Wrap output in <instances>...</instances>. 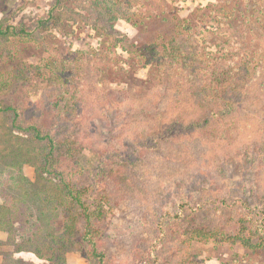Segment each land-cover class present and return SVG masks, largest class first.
Returning a JSON list of instances; mask_svg holds the SVG:
<instances>
[{
    "label": "rangeland",
    "instance_id": "1",
    "mask_svg": "<svg viewBox=\"0 0 264 264\" xmlns=\"http://www.w3.org/2000/svg\"><path fill=\"white\" fill-rule=\"evenodd\" d=\"M138 1H123L120 17L117 14L114 21L118 38L126 39L124 49L147 46L156 37L164 41L184 24L196 26L195 33L205 48L204 69L213 68L215 76H220L224 63L235 66L239 57H244L242 53L247 57L253 53L252 59L245 60L253 68L250 79L240 94L224 101L225 106L219 108L221 116L194 126L187 111L181 115L180 125H174L171 120L179 121V116L168 110L161 128L164 133L155 149L150 142H136L152 125L144 124L139 115L148 95L157 105L159 75L133 66L131 61L128 64L127 52L118 50L122 57L115 58L114 66L103 77L98 80L91 76L84 55H80L104 46L100 33L86 19L90 0H0L1 25L34 33L0 41V103L16 108L25 124L36 120L58 146L79 129L71 123L77 105L93 103L97 94L125 98L126 102L119 101L114 109L115 119L112 112L92 110L98 155L85 151L66 165L60 162L63 150L58 149L51 158L54 169L84 195V202L104 213L95 224L96 245L104 255L99 264H181L183 259L185 264H264L238 241L223 237L237 230L252 235L264 227V24L258 31L264 0ZM222 9L231 15L233 31L219 25L216 15ZM244 46L249 50L244 51ZM103 54L109 58L107 52ZM76 59L87 83L78 82L81 96L70 97L73 72L81 78L74 71ZM154 118L155 114L150 115L151 120ZM10 120L0 113L3 147L12 143L3 131ZM134 146L148 150L137 154ZM112 147L129 161L127 169H118L124 160L118 163L109 157ZM122 174L125 183L117 179ZM116 179L120 183H114ZM39 185L32 164L24 163L20 171L0 168V205L8 210L17 237H35L50 216L47 231L57 232L69 207L79 212L75 203H58L53 208L35 198L32 192ZM76 219L80 229L81 218ZM191 231L219 235L207 241H185V234ZM0 236L6 237L4 233ZM11 250L9 245H0V264ZM83 251L84 243L76 245L74 251L63 255L65 264H98L96 259L86 258ZM8 264L55 263L46 257L17 253L9 257Z\"/></svg>",
    "mask_w": 264,
    "mask_h": 264
},
{
    "label": "trees",
    "instance_id": "2",
    "mask_svg": "<svg viewBox=\"0 0 264 264\" xmlns=\"http://www.w3.org/2000/svg\"><path fill=\"white\" fill-rule=\"evenodd\" d=\"M90 1L92 4H87V9L85 10L87 18H85L91 24V28L97 29L100 33L102 38L100 44H102V47L104 46L103 48L105 49L102 48L90 53L83 52V54L80 55H84L82 59H85L84 64L87 66L86 70L91 76H95L98 80L103 77V75L114 66L112 64L115 58L122 57L118 53V50L124 53L127 52L128 55L125 57V62H128V64H130L129 62L131 61L133 66L147 68L148 71L159 75L158 83L156 84V86H158V92L155 95L157 105H153L149 98L150 95H148L139 115L144 124L152 125L145 135L136 138V142L140 140L141 142L146 141L152 143V150L155 149L157 143L161 142V136L164 133L161 128L164 116L168 110L179 116V121L176 118L171 120V123L174 125H180L181 115L188 111L190 113L188 118L192 120V125L198 126L199 123H205L208 119L217 114V116H221L220 114H222V111L219 108L225 106L224 101L240 94L241 90L250 79V72H252L253 68H251L249 63L247 61L245 62V60L248 58L252 59L253 53H251L249 57L242 53L244 57L242 59L239 57L235 62L237 63L235 66L224 63L221 68L220 76H215L213 68L212 70H205L204 65L207 64V60L204 63L202 61L205 48L201 45L202 39H199V36L195 33L196 26L187 25L186 27V25L183 24L181 27L180 24L174 34L170 38L164 39V41L161 37H156L148 43L147 46L131 45L133 49H124L122 45L126 43V39L118 38V33L114 29V21L118 18L117 14H119L120 17L119 6H121L125 0ZM236 1L238 0H234V2ZM140 2L141 0L137 3L139 4ZM223 11L224 9L220 10L221 14L216 15L219 18V25L225 26L233 31L231 26V15H227V13ZM128 21H131V19H128ZM259 24L260 26L264 24L263 14H260ZM261 28L262 26L258 31H260ZM25 35L30 36L34 35V33L33 31H26L23 28H17L12 25L0 24V41ZM237 44L239 45V43ZM242 45L244 44L242 43ZM243 50L247 51L249 49H246L244 46ZM103 52H107L109 58L105 57ZM237 53L239 54V51L236 50V54ZM236 56L238 57V55ZM110 59L111 64L109 63ZM258 62H260V60H258L257 63ZM75 63L78 64L77 59ZM88 64H90V66H88ZM212 65H214V63H212ZM80 70L81 67L78 64L74 71H76L81 78L74 75L73 72L74 81L71 85L74 89L70 97L81 96L79 88H81L82 85H80V83H87V78L82 79L84 71ZM233 70H237L239 73L236 72V74H234ZM86 90L87 89H84V93L88 96ZM120 99L121 100H117L113 95L109 94H105L104 96L97 94L93 103L90 102L83 106L77 105V110L73 113L71 123L75 124L79 129L75 130L72 136L64 140L63 143H59L58 146H56L51 133L46 130L43 131L42 128L38 126V123H36V120L35 122L25 124L21 121L20 114L16 108L3 106L0 103V113L4 114L7 119L11 118L10 126L3 130L4 137L9 142L12 141L7 147L0 145V168L3 167L6 169L12 167L20 171L24 163L32 164L36 167L37 181L41 183V185L34 188L32 192L35 198L38 200L41 199L47 204H51L53 208H55L58 203L64 206L69 202L73 203V205L75 203L79 208L78 213L71 210L70 207L68 208L66 215L64 214L63 216V223L59 231H47L46 227L50 224V216L46 217L45 222H43V231L39 230L40 232L38 231L39 233L35 234L33 238H24L22 236H15L13 224L10 218H8V210L0 205V232L7 234L6 240H0V245H9L12 247L10 252L4 254L2 264H8L9 257L17 253H30L39 258L46 257L55 264H65L63 255L74 251L76 245L81 246L83 243L86 246V251H83L86 258L96 259L98 264L103 261L104 255L98 249L94 238L97 232L95 224L100 221L104 215L102 209L97 207L91 208L88 203L86 204L82 197L84 195H82L80 191L70 187L64 175L58 173L57 170L54 169L51 158L58 149V151L63 150L59 160L66 165L74 163L81 153L85 151H92L98 155L100 151L94 148V140L97 139L94 136V131L97 132V127L94 112L92 110H95V112L103 111V114L112 112L111 114L114 115L113 118L115 119L117 118V112L114 109L117 105L126 102L124 97H120ZM119 101L120 104H118ZM220 101L221 105L218 106L217 103ZM91 107L95 108L92 109ZM152 114L153 116L155 114V118L151 120L150 115ZM151 118L153 117L151 116ZM102 119H100V121ZM204 138L206 139V137ZM195 141L199 146L200 139L197 138ZM134 150L137 154H140L141 152H147L148 149L143 150L141 147L136 148L134 146ZM122 156L121 151L112 147L109 157H113L117 160L116 162L119 163V160L121 162L124 160L121 158ZM128 162V160H124L122 167L118 169H127ZM63 164L61 165L68 169L69 166ZM117 179L124 183L127 182L123 174L118 176ZM117 179L114 180V183H120ZM34 186L35 185H33V187ZM52 211V208L49 209V212ZM69 211H72V214H68ZM78 216L81 218L82 224L80 229L78 220L76 219ZM262 229L261 231L258 230L257 233L253 231L252 235H249V232L248 234H244L243 231L237 230L233 235H224L223 237L235 242L238 241V244L251 250L252 253L257 254L264 262V227ZM79 230H81L80 233L78 232ZM77 233H79L78 238H76ZM196 233L192 231L187 232L184 240L207 241L212 237L218 238L219 235L217 234L211 237V234L207 233L199 235L198 233H201V231H197ZM44 252H48V254L45 256ZM180 262L181 264L187 263L185 259Z\"/></svg>",
    "mask_w": 264,
    "mask_h": 264
},
{
    "label": "crops",
    "instance_id": "3",
    "mask_svg": "<svg viewBox=\"0 0 264 264\" xmlns=\"http://www.w3.org/2000/svg\"><path fill=\"white\" fill-rule=\"evenodd\" d=\"M4 232H0V234H3ZM5 235H6V237H7V234L6 233H4ZM6 237H5V239L4 238H2L1 236H0V240H6Z\"/></svg>",
    "mask_w": 264,
    "mask_h": 264
}]
</instances>
